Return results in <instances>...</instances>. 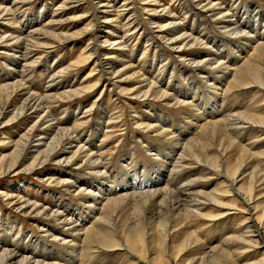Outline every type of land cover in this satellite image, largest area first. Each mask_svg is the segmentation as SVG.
<instances>
[{"label": "bare ground", "instance_id": "1", "mask_svg": "<svg viewBox=\"0 0 264 264\" xmlns=\"http://www.w3.org/2000/svg\"><path fill=\"white\" fill-rule=\"evenodd\" d=\"M28 1L11 0L9 7L0 5V21L13 20V13L19 12L23 3ZM157 1L122 0L119 5H111L101 0L95 4L94 11L90 12L84 7V12L77 13L83 0H62L54 8L56 11L53 10L50 20L28 30L25 37L21 35L13 39L9 33V40L6 37L3 39L5 45L16 46L17 49L44 50L72 44L76 39L89 35L88 42L82 48L86 53L83 52L85 57L82 62H90L92 68L85 77L88 78L94 72L98 77L93 84L75 83L76 78H72L60 86L52 74L45 85L46 91L52 90L44 94L27 90L22 78L0 84V146H8L7 151L0 153V178L29 174L46 187L54 186L53 189L56 187L59 192L81 198L78 204L70 203L72 207L68 208L69 203L62 201L56 190L48 192L52 205L55 203L62 207L60 210L55 206L49 209L48 205L40 206L41 203L26 196L25 190L29 184L26 179L7 183L4 185L9 187L7 191L0 184V196L5 198L6 204L22 216L32 218L30 220L35 225L39 224L40 235L46 234L49 242L61 248L59 251H49L47 244L41 249L36 245L30 247L24 242L21 245L14 234L16 227L10 239L7 237L3 240L0 235V264H237L242 252H245L244 248L256 245L264 251V202L262 205L257 202V197H264V152H250L251 145L237 143L232 137L234 132L248 126L254 132H260L264 126V115L256 113L264 98V0H189L191 9L179 3L181 18L169 13L167 7ZM39 19L37 15L31 18V22ZM80 19L86 20V24L78 28L76 22ZM214 20H218L215 25ZM113 21L120 23V26L117 28L109 24ZM98 23H101L100 30L95 34ZM206 30H211L212 34L207 35ZM144 32V51L154 52H151L153 55L147 62V68H152L155 61L159 62L157 70L149 75L151 77L145 72L146 61L122 64L126 60L121 58V51L128 54L132 38ZM219 36L227 40L221 41ZM97 42H101L99 46ZM102 46L112 52L101 51L99 47ZM201 48L203 52H200ZM20 50H16L18 54L14 56V67H24L26 64L24 60L29 51L25 54V50ZM172 60L188 67V70L200 73L204 80L209 78L208 85L212 89H207V94L212 100H209L207 109L206 100L197 101L201 98L200 88L188 91L177 88L180 97H173L166 91L168 82H164V86L159 83V76L168 69L167 65ZM75 62L61 68L58 74L63 75L64 71L75 66ZM172 65L171 74L174 71ZM180 69L177 72L188 77L189 72L183 67ZM9 73L12 78L17 77L23 73V69H12ZM97 85H100L101 90L92 105L85 108L83 114L79 107H75L74 112L78 111L79 114L73 117L67 115L78 122L76 126H62L61 119L59 121V118L55 120L51 117L50 108L54 104L92 91ZM246 88H253L249 91L251 97ZM232 89H240L250 98L248 101L246 97L239 100L238 106L234 108L223 109L224 100L217 103V95L225 91L227 95ZM103 93L114 102V106L120 100L129 104L130 109L135 101L147 104V109L142 111L133 108L130 125L133 129H140L142 134L150 132L153 133L152 137L163 139L160 143L162 146L172 144L178 149V153L173 156V150L169 147L165 151L154 144L149 150L154 157L153 162L158 165L155 169L151 167L157 176L150 184L139 181L136 174L130 175L129 180L123 181L118 189L109 183L106 168L114 165L112 157L103 155L101 148L109 138L118 142L123 136L120 133L118 138L115 137L117 130L121 128L123 131L126 128L122 127L127 126L119 125L125 122L119 115H107L104 137L94 148L88 147L90 133L88 138L85 136L81 139L78 135V128L82 124L80 121ZM156 101L165 105H186L188 109L193 104L197 112L191 118V134L188 135L184 127L181 133H176L171 128L170 120L166 122V118L160 119L166 115L165 112L161 108L148 107L149 102ZM102 113L99 118L107 114L105 111ZM181 115L182 119L190 116L187 111ZM5 117L8 118L3 120ZM36 122L41 124L36 126ZM8 125L12 138L7 137L9 139L4 141L3 128ZM100 127L98 121L90 131L98 133ZM140 137L137 134L136 139L132 137L128 142L132 143ZM133 152L134 147H130L128 153L121 154L120 163L129 159ZM83 164L89 177H82L76 171ZM197 165L201 170L197 178L191 182H180L179 178L174 186L168 185L167 179H174L185 166L195 168ZM213 176L222 178L216 183L221 189L204 191L203 187L197 188L198 183L207 182ZM256 190L259 191L255 193ZM226 196L241 202L242 207L238 210L246 214L248 224L240 236L231 231L218 241L219 246H206L197 237L194 226L206 216L214 219L217 214L213 210H219L220 207L237 209L233 204L225 203ZM205 207L210 208L206 210ZM41 217H47L50 221ZM12 225L9 223V233L13 230ZM27 233L25 237L21 235L29 243L39 240L32 233ZM43 250H47L49 256L44 257ZM258 262H264V257Z\"/></svg>", "mask_w": 264, "mask_h": 264}, {"label": "rangeland", "instance_id": "2", "mask_svg": "<svg viewBox=\"0 0 264 264\" xmlns=\"http://www.w3.org/2000/svg\"><path fill=\"white\" fill-rule=\"evenodd\" d=\"M61 1L62 0H57V1L56 0H30L26 3H23V5L19 8V12L17 11V12L13 13V15H15V17H13L14 18L13 20L12 19L11 20H9V19L8 20H1L3 23L0 21V79H1L0 84L7 83L8 81L12 82L13 80L15 81L16 79L22 78L23 80L22 79L21 80H22V82H24L23 85L25 86V88H27V90H29L31 92H36L38 94H44V93H47V92L52 90V89L47 90V91L45 90L46 89L45 88L46 80L48 78L49 79L52 78L51 77L52 74H53V79H55L56 81L58 80L57 82L59 85L62 83L65 84L67 81L71 80L72 78H74V79L76 78L75 83L89 82V84H93L97 80L98 74L96 72L91 73L88 78L85 77V75L89 74V72L91 71L92 64L90 62H88V63L82 62L84 57H85V54H86L82 50V48L88 42L89 35L76 39L72 44H68L65 46L62 45V46H58V47H53L50 49L46 48V49L42 50L39 48H33L31 50L30 49L26 50L24 47H18L19 50L22 48L20 50L21 52H23L25 50L24 51L25 54L28 53V51H29L28 55L26 56V60H24V61H26L25 66L26 65H28V66L23 67V66L19 65L20 67L19 66L14 67V63H13L14 58H15L14 56L16 54H18V52H16V50H18V49L16 46L5 45V43L3 42L5 40V37L10 38L9 33L13 39L20 38L21 35L25 37L28 30H31L35 27L37 28V27H39L40 24L42 25L43 22L46 23L48 20H50L49 18H51L50 17V15H52L51 13H53V10L56 11L54 8ZM97 1H101V0H92V2L90 0H83L81 9H79L80 11L78 10L79 12L77 11V13L84 12L85 11V10H83L84 7H86L87 9H90V12L94 11L95 4L97 3ZM105 1L109 2L111 5H119V3L122 0H105ZM134 1H139V0H134ZM188 1L189 0H184V2H181L180 0H158L157 2L164 4V6L167 7L166 10L169 11V13L171 12L172 14H177L181 18V15H179L181 13L180 12L181 6L179 5V3L183 4L187 8L191 9L192 3H188ZM9 4H11V0H0V5L2 7H7V6L9 7ZM263 10H264V8H263ZM193 11L194 10L192 9V12ZM18 13H20L21 16H19ZM73 13H76V11H73ZM137 14H139V13L137 12ZM37 15H39V17H40L39 21L31 22V18H36ZM263 16H264V14H263ZM55 17H57V16H55ZM139 17L141 18L140 15H139ZM215 21L216 20L213 21V25H215L218 20L216 22ZM12 22H14V23H12ZM76 23H77V27L80 28L86 24V20L83 21L80 19ZM109 24H111L117 28L120 26V23H118L117 21H113ZM96 25H98V28H97L95 34H98L99 30H100L101 23H98ZM1 26H2V28H1ZM213 28H211V29H213ZM12 29L13 30L15 29L16 32H15V30L13 32ZM19 31H21L24 34H22ZM206 32H207V35L212 34V33H210L211 30H206ZM145 33L146 32H144L142 35L137 33L138 36L136 35L132 38V40H131L132 42L130 41V43H129V46H131V47L128 49V54L125 51L124 52L121 51V58L126 60V61H122V64H129V63L136 64L138 62L146 61V63L144 64L145 72L148 74V77H151L149 75H151L152 72L157 70V66H158L159 62L155 61L152 68H149V69L147 68V65H148L147 62L150 60V57L152 58V55H153L152 53H154V52H152V51L145 52L144 51L145 50L144 49V47H145V45H144L145 44V40H144ZM24 37H22V38H24ZM82 38H83V40H81ZM219 39L221 41L227 40V38L226 37L224 38L223 36H221V37L219 36ZM217 40H218V38H217ZM239 40H241V39H238V41ZM100 43L101 42H97V45L98 44L100 45ZM160 45H162V43ZM133 47H134V49L132 51H130ZM9 48H10V50H9ZM99 48H101L102 49L101 51H103V52H109V53L112 52V50L109 48L105 49L106 46H102ZM11 50H13V51H11ZM199 50H201L200 52H203L202 48ZM43 51H44V53H43ZM142 51H144L145 53L143 54ZM83 52L85 54H83ZM113 55H115V54H113ZM124 55H125V57H124ZM52 56H54V57H52ZM30 57H32L31 59H33V60L29 59V61H30L29 62V61H27V59ZM139 57H140V60H139ZM159 59H160V57L157 58V60H159ZM75 60H76L75 66L68 68L67 69L68 71L67 70L64 71L63 75L58 74V72L61 68H64L69 63H73ZM24 61L22 63H25ZM78 62H82V63H78ZM172 62H173V65H172ZM30 64H32V65H30ZM171 65H172V68L174 70L172 74L175 77L170 72L171 71V69H170ZM182 67H183V69H185V71L189 72V75H188L189 78L184 77V75L183 76L181 75L182 73L179 74V72H177ZM19 68L23 69V73L20 75L21 77L15 76L12 78V74L9 72L12 69L20 70ZM167 68L168 69L163 71L162 74L158 78V79H160L159 83L163 86H164V82H168L167 88H166V86L164 87V89L166 88V91H168L171 95H173V97H177V95H178V97H180V95L176 92L177 88L183 89V90L187 89L186 91H188L189 89L190 90H192V89L199 90V88H200L199 91H201V92H199V93H200L201 98L199 97L200 100L198 99L197 101L203 100L205 102V100H206L207 101L206 102V109L209 107V100H212V99H210V96H208L209 94H207V89H210V88L212 89V87H210V85H208V83L210 82V80H208L209 78H207L206 80L202 79L199 75L200 73L198 74L194 70H190V69L188 70V67H184L183 65L179 64V62L174 61V60L171 61V64L167 65ZM175 70H176V72H175ZM24 73H25V75H24ZM153 74H155V73H153ZM170 74H171V76H170ZM185 74H186V72H185ZM201 74L203 75V73H201ZM59 75H61V76H59ZM169 76H170V78H169ZM10 77H11V79H10ZM186 79L187 80L189 79V80L187 81ZM4 81H6V82H4ZM59 81H61V83ZM189 81H190V83L188 84ZM187 84H188V86H186ZM97 86L95 87L96 90L94 89L92 91L85 92L80 96H76L70 100H68V99L63 100L59 103L54 104L50 108V113L52 115L51 117L55 120H58V118H59V121L61 119L60 122H61L62 126H65V127L76 126V123H78V122H76L74 119H71L67 115H70L73 117V116H76L77 114H79L78 111L74 112L75 107H77V108L79 107L80 111L83 114V112L85 111V108L90 107L93 103L92 101L96 97L99 96L101 87H100V85H97ZM246 89H247L246 91H248V93H249V91L251 92L253 90V88H246ZM248 89H250V90H248ZM232 90L228 91L227 95H226L227 91H225L223 94L217 95V98H216L217 103L221 102V100H224L223 109H225V108L227 109L230 107L234 108L235 105L238 106V102H240L239 100H242L244 97H246V101H248L249 98L252 96V93H249L250 97H248L246 94H243V92L240 89H237V91H236V89H232ZM244 95H246V96H244ZM218 96H220V97H218ZM261 97L262 96H260V99H261ZM99 98H100L99 99L100 101L99 100L95 101L94 107L92 109L89 108V110H87L86 114L84 115L87 118L85 117L84 119H82L80 121V122H82V124L80 126L78 125L79 126V128H78L79 134L78 135L82 139L85 136L87 137V135L90 133L91 139H90V141H87L88 145H89L88 147L94 148V146L99 142V140L103 139V137H104V130H105V124H106L105 121L107 119V115H112V116L119 115L121 119L125 120V122H123V123L120 122L119 125L120 124H126L127 126L122 127V128H126L123 131L121 130V128L119 130H117V132L115 133V137L117 136L116 138H118V136H120L119 135L120 133H123V136L120 137L121 139H119L118 142H114V138H112V137L109 138L107 141H105V144L101 148L103 150V155H105V156L109 155L112 157L111 161L114 165V167L110 166V167L106 168V172H107V175L109 178V183H111L112 186H114L118 189L123 181L127 182L129 180L128 178L130 175L136 174L139 178V181L142 180V181H144V184H150L152 179L157 176V174L153 173L152 171H154V169L158 165L156 162H153L154 157H153V155H150L151 151H149V150H152L154 144L158 145L160 149L163 148L165 151H167L168 147H169L173 150V153H172V156H173L176 153H178V149H176V147L172 144H169L167 147H164L160 144L163 139H160L159 137H152L153 133H150V132H146V133L142 134L140 129H138V128L133 129L132 125H130V122L132 119L131 113L134 112L133 108L136 109L137 111H142L144 109H147V108H145L147 104H144V102L135 101V103L132 105V109H130L128 106L129 104L128 105L125 104L123 102V100H120V102L115 104V106H114V102H112V100H110V98H106L105 94L103 96L100 95ZM263 100H264V98L261 99V105L262 106L260 105V107H257V112H256L257 115H264L263 114L264 113V101ZM225 104L226 105L228 104V105L226 106ZM148 107L161 108L165 112L166 115L163 117H160V119L166 118V122L170 120L171 126H172L171 128L174 131H176V133H181L182 127H184L186 130H188V135L191 134L192 128H193V124H192L193 122L191 121V118L194 117L196 112H197V111H195V109H194L195 106L193 104H191V108L188 109V107L186 105H181V106L165 105L161 101H156V102H149ZM186 109H188V110H186ZM102 111L107 112V114H106V116L99 118L103 114ZM185 111H187V113L190 116L187 119H185V118L182 119L181 113L183 114V112H185ZM258 111H259V113H258ZM7 118L8 117H5V118H3V120H6ZM98 121L101 124L102 128L100 127L101 130L98 133H94V132L92 133V131H90V130L92 128L96 127V123ZM40 124L41 123L36 122V126H38ZM263 127L261 128L260 132H257V131L254 132V130H252V128L250 126H248L247 128H245L242 131L234 132L232 134V137L234 138V140L237 143H241V144L246 143L248 145H251L250 152H254V151L255 152H262V151L264 152V128ZM3 129H4V131H3ZM3 129H2V131L5 133L3 135L4 137L2 138V140H4V139L6 140L7 137H10L12 135V133L10 131L11 128L9 129V125H8L6 128H3ZM13 130L19 131L20 128H13ZM137 134H140L141 137L138 138L136 141H133L132 143L128 142V140L132 137H133V139H136ZM236 134H239V135H236ZM236 136H238V137L236 138ZM11 138L12 137H10V139ZM7 139H9V138H7ZM111 139H113V140H111ZM93 140H94V142H92ZM6 146L7 145L0 146V149H1L0 153H4L5 151H7L8 146L7 147ZM130 147H134V152L131 154L129 159H127L125 162H122V164H121L120 163L121 154L128 153V150ZM160 154L161 155L163 154L162 150H161ZM153 163H155V164H153ZM182 164H184V163H181V165ZM50 165H53V163H50ZM151 167L154 169H152ZM149 170H150V172H149ZM76 171L79 172V174L82 177H89V174L85 173L86 172V166L84 164L82 165L81 168L76 169ZM200 173H201V170H200V167H198V165L195 166V168L191 167V166H185L183 168V170H181L180 173L175 176L174 179H167L168 185L170 187L174 186L177 183V180L179 178H181L180 182H182V181L185 182L187 180H189V182H191L192 179L197 178L200 175ZM20 178L26 179L29 182V184L26 188L27 190H25L26 196L30 197L31 198L30 200H34L35 202H37L39 204L41 203L42 205L40 204V206H45V205L47 206L48 205L47 207L49 209H53V208L57 207V209H59V210L62 208L60 204L55 205V203H54V205H52L51 198L49 197L48 192H53V191L55 192V190H56V192H58L57 194L60 197L64 198V199L60 198L62 201L65 200L67 203H69V206L66 205L68 208L72 207V205L70 203H75V205H76L79 203L78 201L81 199L78 196H68L67 194H65V192L63 193V191L59 192L56 189V187H55V189H53L54 186L53 187H51V186L46 187L45 184H42L43 182L41 183L36 177H33L32 175H29V174H19L17 176H5L3 178H0V184L3 185V186H1L2 189H4L5 191L9 190V187L8 186L5 187L4 185H6L7 183L15 182L16 180H18ZM211 178L212 179L208 180L207 182H200V184H203V185H200L198 183L197 186H199V187H197V186L196 187L197 188L203 187L204 191H210V190H213L215 188L221 189L222 187L216 183L219 181H222L221 180L222 178L221 177H215V176H213ZM146 187H148V186H146ZM258 191L259 190H256L255 193H257ZM219 192H220V190H219ZM221 193H222V195L224 194V192H221ZM257 198H258L257 202H260V205H262L264 202V197L259 196ZM4 200H5V198H3V196H0V228H2V230L0 231L1 239H3V240L5 238L10 239L11 233L14 232V230L17 227L14 234L17 235L16 240L21 242V245H23L24 243L30 244L31 245V246L29 245L30 247H34L36 245V247L41 249L42 248L41 246H44V244H47L48 245L47 250H49V251L50 250L55 251V250L61 249V248H58V246L54 242H51V241L49 242L48 241L49 237L46 234L44 235V233H42V236L40 235L41 231L38 227L39 224L35 225L33 223V221L30 220L32 218H30V219L26 218V216L24 217V215L22 216V214L17 213L18 211H14V209L12 207L10 208V206H8ZM224 201L226 204H230V203L233 204L237 209L229 210L228 207L227 208L220 207L219 210H217V209H216V211L213 210L214 213L217 214L214 219H211L210 216H206V218L200 219L197 222V224H195V226H194L196 229V232H197L196 233L197 237L200 238L201 242L206 246H208V245L219 246L220 244L218 241L220 239L224 238L226 234H229L231 231H233V234H235V235L240 234L241 235L242 232L246 229V226H247L246 224H248L246 214L241 213L238 210L239 208L242 207L241 202L237 201V200H233L232 196L224 197ZM77 208H78V206H77ZM205 208L203 209L204 211H205ZM207 208H206V210H207ZM41 218H43L47 221H50L47 217H41ZM39 220H41V219H39ZM9 223L13 224L12 225L13 230L10 233H9ZM38 223H40V222H38ZM49 225H51V224H49ZM202 226H204V228ZM197 228H198V230H197ZM238 229H240V230H238ZM234 230L237 232H235ZM3 232H5V233H3ZM17 232H19V233H17ZM27 232L32 233V235L36 236V238L39 240L33 242L32 244L29 243V241L24 240V237L28 234ZM37 233L40 236H38ZM21 234L24 237H22ZM19 235H21V237ZM22 242H24V243H22ZM246 249L245 248L243 249V250H245V252H242L241 257H239L237 260V264H264V262H258L259 260H262L264 257V254H263L264 251L259 250L260 247L254 245V246L246 248ZM37 250L39 251V249H37ZM47 250L41 251L43 253V255H46L44 257L49 256V252ZM244 256H248L249 258L244 257ZM232 257H233V259L236 258L234 256H232ZM61 258H62V256H61ZM187 258H189V256ZM213 264H218V263H213Z\"/></svg>", "mask_w": 264, "mask_h": 264}]
</instances>
